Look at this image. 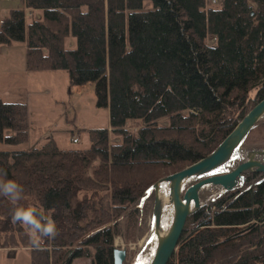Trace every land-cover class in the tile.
Here are the masks:
<instances>
[{"label": "trees", "instance_id": "1", "mask_svg": "<svg viewBox=\"0 0 264 264\" xmlns=\"http://www.w3.org/2000/svg\"><path fill=\"white\" fill-rule=\"evenodd\" d=\"M15 43L26 47L28 72L94 84L119 138L92 129L86 149L50 137L0 151V179L25 190L17 205L0 196V249H24L30 264H114V237L136 236L154 184L211 154L264 99V0H20L0 19V47ZM28 129L27 105L0 99V143L25 144ZM257 135L263 119L242 146L264 149ZM17 206L51 216L56 237L32 246L12 223ZM169 264H264V173L193 213Z\"/></svg>", "mask_w": 264, "mask_h": 264}, {"label": "rangeland", "instance_id": "2", "mask_svg": "<svg viewBox=\"0 0 264 264\" xmlns=\"http://www.w3.org/2000/svg\"><path fill=\"white\" fill-rule=\"evenodd\" d=\"M224 0H209L210 5L220 6ZM13 4L5 2L11 8ZM17 6H12L16 8ZM10 10V9H9ZM9 11L0 15V19L7 16ZM31 13V15H30ZM32 12L27 11L30 19ZM215 39L210 38L213 44ZM73 43H70L72 46ZM0 99L5 102H21L27 105L28 110V142L18 146L0 143V151L27 150L33 147H42L52 137L60 149H86L91 145L88 131L110 127L108 109L96 106L95 85L71 86L67 71H35L28 72L26 67V47L22 43H15L10 47H0ZM264 120V118H263ZM136 131L137 127H130ZM111 143L119 141L118 137L111 135ZM78 133L80 142L73 144L72 135ZM256 146L264 145V135L254 137ZM254 145H244L235 155L234 160L216 171L225 173L239 163L245 161L251 151L264 150L252 148ZM168 176V175H167ZM163 176L161 178H164ZM160 178V179H161ZM195 180L192 181V183ZM154 197L153 194H151ZM213 187H206L201 192V201L208 203L217 197ZM152 205L154 199H151ZM173 207L167 206L164 212L165 222L170 223ZM153 223L152 212L143 225L137 229L134 238L125 239L122 235L114 237V247L123 249L127 253L124 264H136L140 258L142 248L140 242L150 231ZM155 247V244H154ZM10 251V256L18 253L16 260L7 259L6 252H0V264H30L26 250L18 248ZM154 248L149 251L151 256ZM71 264H92L91 258L79 257L73 259Z\"/></svg>", "mask_w": 264, "mask_h": 264}, {"label": "water", "instance_id": "3", "mask_svg": "<svg viewBox=\"0 0 264 264\" xmlns=\"http://www.w3.org/2000/svg\"><path fill=\"white\" fill-rule=\"evenodd\" d=\"M264 118V99L255 105L238 123L234 130L208 156L184 169L159 179L150 189L154 195L152 218L157 247L150 264H169L175 255L182 239L189 217L199 210L205 202L201 201V192L206 187H213L217 195H225L239 186L244 185L246 174L264 173V150L251 151L245 161L230 171L216 173L230 164L244 144L253 127ZM195 180L193 183L192 181ZM168 184L169 200L173 205V218L168 231L160 233L164 216V201L160 190ZM127 253L115 248L114 264H124Z\"/></svg>", "mask_w": 264, "mask_h": 264}, {"label": "clouds", "instance_id": "4", "mask_svg": "<svg viewBox=\"0 0 264 264\" xmlns=\"http://www.w3.org/2000/svg\"><path fill=\"white\" fill-rule=\"evenodd\" d=\"M0 176L7 177V172L0 170ZM24 187L15 180L0 179V196L10 199L17 205L25 198ZM12 223H19L26 227L30 244L40 248L46 239H53L58 234V227L51 216L33 206H17L12 214Z\"/></svg>", "mask_w": 264, "mask_h": 264}, {"label": "bare ground", "instance_id": "5", "mask_svg": "<svg viewBox=\"0 0 264 264\" xmlns=\"http://www.w3.org/2000/svg\"><path fill=\"white\" fill-rule=\"evenodd\" d=\"M160 193H161V196L163 197V201H164V212H165V208L167 206H172L173 205L170 202L169 200V189H168V184H164L162 187H161V190H160ZM172 218H173V213L171 214V219H170V223L168 222H165L164 220V216H163V219H162V223H161V230H160V233L162 235H164L168 229L170 228L171 226V223H172ZM157 235L155 234V229H154V221L151 225V228H150V231H149V234L143 238V240L140 242V248H142V251H141V254H140V258L138 259V262L136 264H150L153 257H154V254H155V251H156V247H157ZM154 244H155V247H154ZM154 248L151 256L149 255V251H151L152 249Z\"/></svg>", "mask_w": 264, "mask_h": 264}, {"label": "crops", "instance_id": "6", "mask_svg": "<svg viewBox=\"0 0 264 264\" xmlns=\"http://www.w3.org/2000/svg\"><path fill=\"white\" fill-rule=\"evenodd\" d=\"M5 2L12 3L13 4L12 6H18L20 0H0V15H3L6 11H10L11 9H13L12 6H11V8H8V6H5ZM12 250H14V249H0V252H6V258L7 259L16 260V258L18 256L17 255L18 254L17 252L14 253L12 256L9 255L10 254V251H12Z\"/></svg>", "mask_w": 264, "mask_h": 264}, {"label": "built area", "instance_id": "7", "mask_svg": "<svg viewBox=\"0 0 264 264\" xmlns=\"http://www.w3.org/2000/svg\"><path fill=\"white\" fill-rule=\"evenodd\" d=\"M30 15H31V13H30ZM71 142L73 144H78L80 142V137H79V134L78 133H75V134L72 135Z\"/></svg>", "mask_w": 264, "mask_h": 264}]
</instances>
